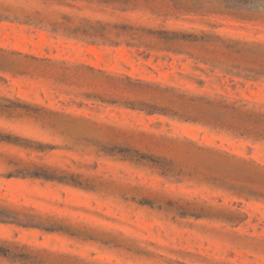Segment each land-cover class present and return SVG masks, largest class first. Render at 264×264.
<instances>
[{"label":"rangeland","instance_id":"obj_1","mask_svg":"<svg viewBox=\"0 0 264 264\" xmlns=\"http://www.w3.org/2000/svg\"><path fill=\"white\" fill-rule=\"evenodd\" d=\"M204 1L211 11L0 0V129L54 146L0 144V205L69 227L0 223V246L19 245L0 264H30L26 254L42 264H264V127L258 136L208 102L248 100L264 112V75L242 77L264 73V53L213 38L264 44V3ZM65 14L143 28L137 40L150 45L117 29V43L56 30ZM38 105L60 114L38 118ZM6 151L80 183L9 178Z\"/></svg>","mask_w":264,"mask_h":264},{"label":"trees","instance_id":"obj_2","mask_svg":"<svg viewBox=\"0 0 264 264\" xmlns=\"http://www.w3.org/2000/svg\"><path fill=\"white\" fill-rule=\"evenodd\" d=\"M81 2H86L87 5L93 6L97 4L105 10L106 7H112L113 9H121L127 10L135 1L138 0H76ZM150 1V0H145ZM162 2H167L168 4H172L176 10H184L190 12H197V11H211L209 8L205 6L204 0H161ZM207 1V0H206ZM238 3L242 5V7H256L264 3V0H238ZM4 14L0 13V17H3ZM7 17V16H4ZM65 22H55L54 28L56 30L62 29L66 32L76 34V35H83L86 37H99L106 39L107 41H111V43H117L116 40H111L112 37L110 36L115 29L114 37H122L124 35L129 37V40H126L128 44L133 43H147L141 40H137L140 37L139 32L144 30L143 28L135 27L132 25H118V24H110L107 22H103L102 20L93 21L89 18L77 17L74 15L65 14L64 17ZM170 33L173 35L171 39L173 40H188L191 42H199L202 39H199L197 36L193 35H182V33L177 31H155L152 29H148L147 33L150 35H159L160 33ZM213 38H216L217 41L222 42V44H226L227 48L229 49H237V53L241 52H252V53H264V44H256V43H249L240 40H227L220 35H214ZM138 41V42H136ZM147 45H150L147 43ZM0 50H4L0 47ZM20 53L21 52H17ZM47 61H51L50 58H43ZM56 62L66 63V60H56ZM90 69L97 70L96 68L90 66ZM102 71V70H100ZM255 74H237L238 76H242L246 79H259L260 76H263L264 73L256 72L252 70ZM198 98L199 100H203L204 97H193ZM196 100V99H193ZM209 104H216V106H221L227 112L236 117L244 119L246 122L255 125V127L249 131L252 133H257L258 136H262V132L260 129L264 127V112L260 111L256 108V104L252 103L248 100H237V101H230V102H223L220 101L216 103L213 100L208 101ZM240 102H244L239 104ZM218 104V105H217ZM39 112H36V117L43 118L45 115H56L60 114L59 111H54L52 109L46 108L45 106L38 105ZM8 106L1 104L0 102V112L2 109H7ZM68 115H72L68 113ZM84 117L83 115H80ZM255 131V132H253ZM0 144L11 145L14 147L23 148L25 150H31L33 152H42L47 149H53L49 143H44L42 141H38L35 139H31L28 137H22L19 134H16L12 131L4 132L0 129ZM8 157L6 159V163L13 167V169L9 170L6 173V176L11 177H22V178H39L44 179L46 181H55L62 184H72L77 186L80 182H78L74 178L73 173H69L66 169L58 165H52L47 162H36V161H26L19 153H13L11 151H6ZM40 218V220H38ZM0 223H16L19 226L23 227H30V228H39L45 231L54 232V231H65L67 232L69 229L68 226H64L60 224L58 221L52 219H42L41 216L34 215L31 213H26L22 211H16L10 209L5 206L0 205ZM19 245H15L14 247H4L0 246V254L7 256L16 260V256L12 254V248H18ZM14 255V256H13ZM22 259L26 261V263L30 264H42L43 260L39 259L37 255L26 254Z\"/></svg>","mask_w":264,"mask_h":264}]
</instances>
